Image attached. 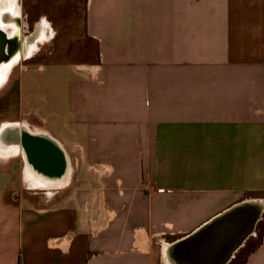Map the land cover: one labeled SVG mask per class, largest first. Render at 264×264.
<instances>
[{
    "label": "crops",
    "instance_id": "0c3cea01",
    "mask_svg": "<svg viewBox=\"0 0 264 264\" xmlns=\"http://www.w3.org/2000/svg\"><path fill=\"white\" fill-rule=\"evenodd\" d=\"M84 34L93 61L20 71L19 115L66 173L0 169V264H173L166 247L264 206V0H84ZM227 264H264V207Z\"/></svg>",
    "mask_w": 264,
    "mask_h": 264
},
{
    "label": "rangeland",
    "instance_id": "374dc122",
    "mask_svg": "<svg viewBox=\"0 0 264 264\" xmlns=\"http://www.w3.org/2000/svg\"><path fill=\"white\" fill-rule=\"evenodd\" d=\"M16 3L20 7L21 54L0 86L2 133L13 124L23 123L18 109V82L23 67L55 61L89 62L95 59L96 51L95 44L84 34V0H17ZM33 141H26L31 143L29 147H33ZM7 161L15 163V178L22 185L31 184L26 181L20 152L10 157L0 153V169ZM162 260L159 264H165V259Z\"/></svg>",
    "mask_w": 264,
    "mask_h": 264
},
{
    "label": "water",
    "instance_id": "95a60500",
    "mask_svg": "<svg viewBox=\"0 0 264 264\" xmlns=\"http://www.w3.org/2000/svg\"><path fill=\"white\" fill-rule=\"evenodd\" d=\"M6 44V33L0 29V63L7 58ZM32 140H34L32 144L36 145L35 139ZM34 145H32L33 147H29V149L42 163L50 162L48 164H51V162L53 163L58 160L57 166L60 167L57 170H53L52 176L48 178L50 180L61 178L66 173L64 170L66 166V158L61 153L60 147L55 143L52 150L49 148V150L45 149L43 151L40 150L39 144H37V146ZM20 146L24 151L22 143ZM55 150L57 153H55ZM48 166L50 167V165ZM251 202H255V204L260 207V210L257 211L255 207L250 204L242 205ZM263 207L262 202H240L219 214L185 238L178 240L175 244V246H177L175 252L179 253V257L184 264H227L237 249L246 240L243 238L244 235L248 232L249 234L247 236H249L254 230L263 211ZM188 247H191L193 250L189 252L191 253L190 255L188 252H185L186 254H184L177 251L180 248L186 249Z\"/></svg>",
    "mask_w": 264,
    "mask_h": 264
},
{
    "label": "bare ground",
    "instance_id": "6f19581e",
    "mask_svg": "<svg viewBox=\"0 0 264 264\" xmlns=\"http://www.w3.org/2000/svg\"><path fill=\"white\" fill-rule=\"evenodd\" d=\"M0 4L2 8L0 9V29H2L7 36V44H6V54L7 58L4 59L0 63V86L4 83L7 78L8 71L11 67L16 63V61L20 58L21 54V42H20V7L17 5L16 0H1ZM10 28V30H9ZM5 125L9 126L10 124ZM19 127V130H17ZM0 128V146L2 154L9 155L16 153L19 150L20 144L22 143L24 147L23 156H25V161L27 162L25 165V176L30 181L31 185H42L44 180L43 176L51 177L53 170L43 168V164L39 162V160L33 155L32 151L29 149L28 140L35 139L36 144H39L40 150H49V148L54 147V140L51 139L47 134L43 131H32L28 128L27 124L23 122L22 124H13L11 129L5 130L2 133ZM5 135V136H4ZM4 141V142H3ZM43 142V143H42ZM46 145H45V144ZM6 144V145H5ZM48 147V148H47ZM46 150V151H47ZM56 162L49 164L50 166H54ZM252 205L255 207L257 211L260 210V207L255 204V202L244 203L242 205ZM252 229V227H251ZM249 233L247 232L243 238H247ZM195 246V245H193ZM168 257L173 264H184L181 258L179 257V253L173 252L172 255L169 253L170 247H166ZM177 246H175V249ZM182 248V247H181ZM179 249L181 253L190 255L192 248L188 247L186 249ZM171 250V249H170ZM186 252V253H185ZM166 254V253H165Z\"/></svg>",
    "mask_w": 264,
    "mask_h": 264
},
{
    "label": "flooded vegetation",
    "instance_id": "af4514ba",
    "mask_svg": "<svg viewBox=\"0 0 264 264\" xmlns=\"http://www.w3.org/2000/svg\"><path fill=\"white\" fill-rule=\"evenodd\" d=\"M2 8V5L0 4V9Z\"/></svg>",
    "mask_w": 264,
    "mask_h": 264
}]
</instances>
